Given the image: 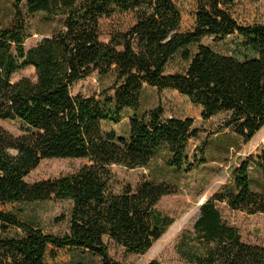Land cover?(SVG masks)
I'll return each mask as SVG.
<instances>
[{
    "label": "trees",
    "instance_id": "1",
    "mask_svg": "<svg viewBox=\"0 0 264 264\" xmlns=\"http://www.w3.org/2000/svg\"><path fill=\"white\" fill-rule=\"evenodd\" d=\"M258 4L12 0V18L0 28V121H19L23 134L0 125V228L14 227L24 236L0 239V264H72L75 249L98 256L102 264H123L110 257L108 241L136 254L150 249L173 223L157 205L179 187L145 180L115 193L110 166L146 167L164 147L167 164L188 173L206 163L211 137L195 120L220 113L226 116L223 126L244 143L255 136L264 126V22ZM37 13L46 20L62 18V27L26 49L27 19ZM121 16L123 23L108 22ZM227 36L234 38L226 55L202 42ZM27 66L34 68L36 80L22 76L12 81ZM94 72L97 91L73 95L72 85ZM145 85L174 91L170 116L164 117L161 105L138 112ZM126 109L132 111L128 135L104 131L102 124H119ZM51 158L87 163L71 174L25 181L41 160ZM50 199L71 202L63 234L47 233L21 217L23 203ZM218 203L261 214L264 227L262 145L200 205L193 224L199 250L186 264H264V247L243 241L238 228L223 219Z\"/></svg>",
    "mask_w": 264,
    "mask_h": 264
},
{
    "label": "rangeland",
    "instance_id": "2",
    "mask_svg": "<svg viewBox=\"0 0 264 264\" xmlns=\"http://www.w3.org/2000/svg\"><path fill=\"white\" fill-rule=\"evenodd\" d=\"M11 2L12 0H0V28L8 24L12 18ZM124 17H115L114 20L108 22L113 23L119 20V23H123ZM258 18L264 22V0H259ZM61 27L62 18L60 17L46 20L42 13L29 17L27 19L29 36L25 40V48L35 46L44 37L50 36ZM233 38L234 36H227L217 41L214 37H206L202 42L215 52L226 55L231 51ZM102 39H107L106 33L102 35ZM22 76L36 80V73L32 66H27L14 73L12 81ZM97 88L98 78L94 72L74 83L71 93L89 96L95 93ZM174 94V91L170 89L158 91L154 87L145 85L141 92L138 112L142 114L161 105L164 117H168L173 112ZM131 114L132 111L126 109L124 118L119 124L103 123L104 131L113 130L117 137H126L129 129L128 117ZM225 117L224 113H220L208 120L201 118L195 120V126L209 130L211 137L206 149V163L188 173H179L167 164L168 152L164 147L158 149L155 157L146 167L128 169L118 165L110 166L113 174L110 189L115 193L122 192L128 185L135 188L145 180L169 181L179 187L177 194L164 196L157 205L159 210L173 218V223L165 233L144 254L128 252L124 247L108 241L109 255L112 259L123 264H148L152 260H157L160 264H186L190 253L199 250L197 243L193 240V224L199 215L200 205L228 179L232 169L242 159L257 146L264 147V126L249 142L244 143L230 127L223 126ZM0 125L14 135L23 134L20 122L17 120H2ZM85 163L87 160L84 158L43 159L25 177V181L32 183L71 174ZM252 175V184L256 187V175L255 173ZM217 206L223 219L238 228L243 241L264 247V227L261 214L231 210L225 203H218ZM70 209L69 200L50 199L23 203L20 206V213L24 221H33L45 232L59 235L68 230ZM23 236V232L17 228L8 227L6 231L0 228V239ZM72 264H102V261L88 251L75 249L72 251Z\"/></svg>",
    "mask_w": 264,
    "mask_h": 264
},
{
    "label": "bare ground",
    "instance_id": "3",
    "mask_svg": "<svg viewBox=\"0 0 264 264\" xmlns=\"http://www.w3.org/2000/svg\"><path fill=\"white\" fill-rule=\"evenodd\" d=\"M201 201H202V200H201ZM201 201H200V202H201Z\"/></svg>",
    "mask_w": 264,
    "mask_h": 264
}]
</instances>
